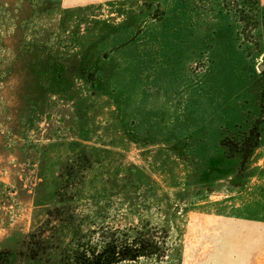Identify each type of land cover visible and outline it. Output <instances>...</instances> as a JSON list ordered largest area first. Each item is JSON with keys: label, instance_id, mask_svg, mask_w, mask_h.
Returning a JSON list of instances; mask_svg holds the SVG:
<instances>
[{"label": "rangeland", "instance_id": "1", "mask_svg": "<svg viewBox=\"0 0 264 264\" xmlns=\"http://www.w3.org/2000/svg\"><path fill=\"white\" fill-rule=\"evenodd\" d=\"M83 2L0 0V264H37V204L66 192L105 230L150 221L163 261L137 264H264V14ZM131 166L153 184L125 197Z\"/></svg>", "mask_w": 264, "mask_h": 264}, {"label": "trees", "instance_id": "2", "mask_svg": "<svg viewBox=\"0 0 264 264\" xmlns=\"http://www.w3.org/2000/svg\"><path fill=\"white\" fill-rule=\"evenodd\" d=\"M229 1L230 5L236 3V5L242 4L244 8L251 7L246 11L252 15L247 16V20L259 19L260 13L264 14L262 0ZM83 156L88 160L85 151ZM152 173L159 174L156 171ZM145 181L151 183L152 187V175L146 174L137 166H131L124 175L123 185L119 186L117 191L127 197L131 190L137 189ZM114 183L116 181L112 183L113 187H115ZM66 193L61 194L62 197L51 204H37V207L43 210L42 216L46 220L40 221L38 227L27 235L24 242L26 255L33 262L37 264L48 262L50 264H121L124 261L137 264L141 258L163 261V250L158 248L154 234L147 231L150 221L122 230L112 228L105 230L103 227L96 226L95 219L98 217L99 209L93 213V218L87 215L89 220H81L76 213L74 198H67ZM98 230H101L99 234L102 240L94 242L92 240Z\"/></svg>", "mask_w": 264, "mask_h": 264}, {"label": "crops", "instance_id": "3", "mask_svg": "<svg viewBox=\"0 0 264 264\" xmlns=\"http://www.w3.org/2000/svg\"><path fill=\"white\" fill-rule=\"evenodd\" d=\"M66 1H67V4H68L67 7L84 3L83 2L84 0H73L72 2H70L71 0H66ZM263 5H264V3H263Z\"/></svg>", "mask_w": 264, "mask_h": 264}, {"label": "water", "instance_id": "4", "mask_svg": "<svg viewBox=\"0 0 264 264\" xmlns=\"http://www.w3.org/2000/svg\"><path fill=\"white\" fill-rule=\"evenodd\" d=\"M260 69L264 70V64L260 65Z\"/></svg>", "mask_w": 264, "mask_h": 264}]
</instances>
